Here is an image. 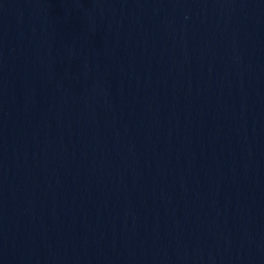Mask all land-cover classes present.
Instances as JSON below:
<instances>
[{"label":"water","instance_id":"water-1","mask_svg":"<svg viewBox=\"0 0 264 264\" xmlns=\"http://www.w3.org/2000/svg\"><path fill=\"white\" fill-rule=\"evenodd\" d=\"M0 264H264V0H0Z\"/></svg>","mask_w":264,"mask_h":264}]
</instances>
